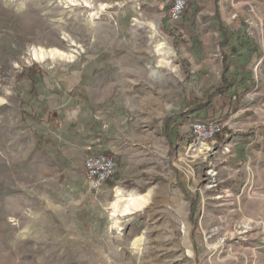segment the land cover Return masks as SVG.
<instances>
[{
    "label": "rangeland",
    "instance_id": "obj_1",
    "mask_svg": "<svg viewBox=\"0 0 264 264\" xmlns=\"http://www.w3.org/2000/svg\"><path fill=\"white\" fill-rule=\"evenodd\" d=\"M156 1L0 0V264H264V0L199 17L223 69L190 94L196 33ZM190 97L220 130L174 149L182 203L166 189L124 216L130 195L90 189L88 130L116 108L166 114L170 130Z\"/></svg>",
    "mask_w": 264,
    "mask_h": 264
},
{
    "label": "crops",
    "instance_id": "obj_2",
    "mask_svg": "<svg viewBox=\"0 0 264 264\" xmlns=\"http://www.w3.org/2000/svg\"><path fill=\"white\" fill-rule=\"evenodd\" d=\"M159 1L157 0L156 2ZM220 1L224 0H190L189 5H192L193 9H198L196 17L192 18L189 15L180 22L168 23L171 27L176 26L182 33L186 32L190 35L189 31L191 29H193L191 30L193 34L196 33V36L185 41L186 47H184V59L189 60L192 67V76L187 88L189 94L198 92V87L205 85L203 83L207 82L206 79L220 76L223 69L222 59L218 58L219 64H215L216 60L214 61L209 54L208 47L213 40L211 39L212 35L209 36L210 34L207 35L203 31L204 28H207V25H213V22H203L199 19L201 15L205 16L208 14L211 17L217 11V5L221 9ZM161 17L165 19L164 15H161ZM212 28H214V25ZM187 50L188 52H186ZM197 77L201 78L202 83ZM205 86L203 91L210 89L213 86V82ZM196 105L198 106L190 97L187 99V103L180 106L183 109L182 113L185 115L173 120V123H175V120L177 121L175 125L179 124L176 128L172 127L174 133L172 129L166 128V114H163L162 118L155 120V118L138 115L131 108H116L113 112L115 116L114 120L111 121L109 128L107 126L106 129L103 128L102 130L108 129L110 134L109 140H105L108 137L107 133L100 131V134H96V130L90 128L88 132L93 134V136H90V134L86 136L89 139L91 137V141H88L91 145L89 146L91 147L90 152L101 154L103 151H109V155L117 160L118 165L114 178L115 182L113 183L114 186H106V188L101 189L100 193L105 195L109 191H113L117 192L115 194L116 197L130 195L128 200L140 201V209L144 205L146 206L147 201L145 197L149 195L160 196L164 194L161 197H167L166 189L169 190V194L171 190L172 202H181L179 196L176 195L177 190L180 191V187L176 184L181 182L178 175L176 178V174L171 166V159L176 147H180L185 142L187 144L191 141L192 124L198 120L197 116H203V111L199 112L194 108ZM206 118H210L209 115ZM167 133L169 136H167ZM140 209L134 211L133 214ZM183 215L184 213H182Z\"/></svg>",
    "mask_w": 264,
    "mask_h": 264
},
{
    "label": "built area",
    "instance_id": "obj_3",
    "mask_svg": "<svg viewBox=\"0 0 264 264\" xmlns=\"http://www.w3.org/2000/svg\"><path fill=\"white\" fill-rule=\"evenodd\" d=\"M168 8L171 22H180L188 11L190 0H162ZM220 130L219 125L211 122L196 121L192 125V135L196 144L205 143ZM84 173L90 189L99 192L103 185L113 179L117 172V162L108 154H89L84 162ZM216 177V174H210Z\"/></svg>",
    "mask_w": 264,
    "mask_h": 264
},
{
    "label": "bare ground",
    "instance_id": "obj_4",
    "mask_svg": "<svg viewBox=\"0 0 264 264\" xmlns=\"http://www.w3.org/2000/svg\"><path fill=\"white\" fill-rule=\"evenodd\" d=\"M66 1H75V0H66ZM84 1L85 4L88 5L90 0H82ZM62 55H66V54H62ZM34 56L36 59H45V53L43 51V49H36L34 50ZM141 207V203L140 201H136V200H130V202L126 203L124 210L122 211V213L125 215H130L133 214L134 211L140 209ZM114 217L117 216L116 212L113 213Z\"/></svg>",
    "mask_w": 264,
    "mask_h": 264
},
{
    "label": "trees",
    "instance_id": "obj_5",
    "mask_svg": "<svg viewBox=\"0 0 264 264\" xmlns=\"http://www.w3.org/2000/svg\"><path fill=\"white\" fill-rule=\"evenodd\" d=\"M227 66H228V69H229V64H228ZM232 85L235 86V84H232ZM226 87L228 88L229 86H226ZM227 88H226V90H227ZM220 89H221V88H220ZM226 90H223V89H222V92L225 93ZM226 92L228 93V91H226ZM206 117H207V116H204V118H206Z\"/></svg>",
    "mask_w": 264,
    "mask_h": 264
}]
</instances>
